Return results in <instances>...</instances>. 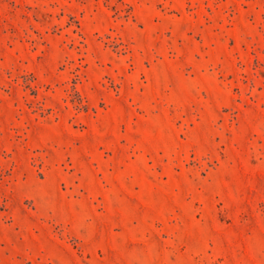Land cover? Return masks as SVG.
<instances>
[{
  "label": "rangeland",
  "instance_id": "obj_1",
  "mask_svg": "<svg viewBox=\"0 0 264 264\" xmlns=\"http://www.w3.org/2000/svg\"><path fill=\"white\" fill-rule=\"evenodd\" d=\"M0 264H264V0H0Z\"/></svg>",
  "mask_w": 264,
  "mask_h": 264
}]
</instances>
